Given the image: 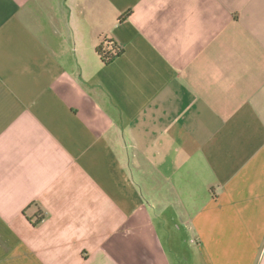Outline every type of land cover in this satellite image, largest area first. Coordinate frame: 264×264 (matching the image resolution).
Returning a JSON list of instances; mask_svg holds the SVG:
<instances>
[{"label": "crops", "instance_id": "crops-1", "mask_svg": "<svg viewBox=\"0 0 264 264\" xmlns=\"http://www.w3.org/2000/svg\"><path fill=\"white\" fill-rule=\"evenodd\" d=\"M0 264H264V0H0Z\"/></svg>", "mask_w": 264, "mask_h": 264}, {"label": "trees", "instance_id": "trees-1", "mask_svg": "<svg viewBox=\"0 0 264 264\" xmlns=\"http://www.w3.org/2000/svg\"><path fill=\"white\" fill-rule=\"evenodd\" d=\"M97 52L102 61L109 64L115 57L122 55L124 50L116 42L103 39L97 47Z\"/></svg>", "mask_w": 264, "mask_h": 264}, {"label": "built area", "instance_id": "built-area-1", "mask_svg": "<svg viewBox=\"0 0 264 264\" xmlns=\"http://www.w3.org/2000/svg\"><path fill=\"white\" fill-rule=\"evenodd\" d=\"M195 241V240H194Z\"/></svg>", "mask_w": 264, "mask_h": 264}]
</instances>
